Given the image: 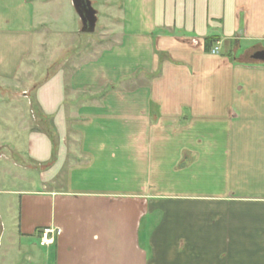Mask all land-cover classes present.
<instances>
[{"label": "crops", "instance_id": "0c3cea01", "mask_svg": "<svg viewBox=\"0 0 264 264\" xmlns=\"http://www.w3.org/2000/svg\"><path fill=\"white\" fill-rule=\"evenodd\" d=\"M52 1L0 0V93L38 113L18 235L59 231L30 264H264V0H99L102 49L39 74Z\"/></svg>", "mask_w": 264, "mask_h": 264}, {"label": "rangeland", "instance_id": "374dc122", "mask_svg": "<svg viewBox=\"0 0 264 264\" xmlns=\"http://www.w3.org/2000/svg\"><path fill=\"white\" fill-rule=\"evenodd\" d=\"M38 1L40 0H37V4H39ZM58 1V3H55V0H53L44 15L47 19V26L51 30H49L48 47H44L45 50L43 49V51L42 49H36L34 55V58L40 60L38 61L39 67L36 70L39 74L47 71V66L43 62L46 61L50 51L60 47L53 45L59 44L61 47H69V43H76L74 36L77 34L80 36L78 53H81L82 56L88 50L89 53H95L102 49V46L95 39H89V41L86 38V36L91 38L99 32L101 28L99 26H102L101 22L103 21L101 12L98 16V27L95 30V33L98 32L96 34L93 32L85 33L79 31L81 29L79 19L71 5V0ZM92 2L93 7L98 10L101 8L98 5L99 0H92ZM60 28H66V34L60 35ZM70 53L68 52V54ZM43 66L44 68L42 69ZM34 70L35 65L30 73L24 72V75L18 77L7 89H10L11 92H17L26 88V82H29V80H25V77H31ZM30 108L32 109L31 112ZM37 115L38 113L31 98L15 96L9 92L0 93V264H30L29 259L34 254L33 248L43 254L42 248L39 246L38 235L30 237L31 239L18 235L15 218L18 211V196L10 192L21 187H40L38 170L23 167L18 158L21 152L27 149L28 131H25L23 127H25L30 118L31 120H36ZM18 175H20V178ZM23 176H25L24 181L21 179ZM35 264L43 263L37 261Z\"/></svg>", "mask_w": 264, "mask_h": 264}, {"label": "water", "instance_id": "95a60500", "mask_svg": "<svg viewBox=\"0 0 264 264\" xmlns=\"http://www.w3.org/2000/svg\"><path fill=\"white\" fill-rule=\"evenodd\" d=\"M73 6L81 20V31L94 32L98 21L97 11L90 0H72ZM255 60H264V50H259L252 55Z\"/></svg>", "mask_w": 264, "mask_h": 264}, {"label": "built area", "instance_id": "2783aa9c", "mask_svg": "<svg viewBox=\"0 0 264 264\" xmlns=\"http://www.w3.org/2000/svg\"><path fill=\"white\" fill-rule=\"evenodd\" d=\"M217 49L213 50V53H216ZM59 233L58 229L55 228H45L42 231L41 237H40V244L42 246H48L51 245Z\"/></svg>", "mask_w": 264, "mask_h": 264}, {"label": "trees", "instance_id": "16d2710c", "mask_svg": "<svg viewBox=\"0 0 264 264\" xmlns=\"http://www.w3.org/2000/svg\"><path fill=\"white\" fill-rule=\"evenodd\" d=\"M216 39L215 38H209L208 39V44H211L213 41H215ZM38 232V236L39 237H41V234H42V231H43V229H39V230H37Z\"/></svg>", "mask_w": 264, "mask_h": 264}]
</instances>
